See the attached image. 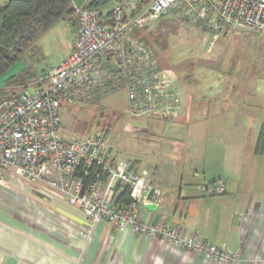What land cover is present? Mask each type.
<instances>
[{"label": "built area", "instance_id": "1", "mask_svg": "<svg viewBox=\"0 0 264 264\" xmlns=\"http://www.w3.org/2000/svg\"><path fill=\"white\" fill-rule=\"evenodd\" d=\"M76 11L79 32L69 56L40 86L19 98L0 100V184L15 175L33 186L43 185L49 192L40 193L92 224L105 221L120 232L159 238L207 261L233 264L236 257L225 246L186 237L174 226L142 223L136 207L161 196L148 171L138 175L127 162L111 168L106 162L111 151L107 136L66 140L60 113L123 91L133 118H178L183 105L176 83L158 69L155 51L139 40L137 31L174 14L192 25L207 26L213 43L239 28L264 34V0H115L108 11ZM116 185L132 186V205H114ZM213 191L220 195L224 187Z\"/></svg>", "mask_w": 264, "mask_h": 264}, {"label": "crops", "instance_id": "2", "mask_svg": "<svg viewBox=\"0 0 264 264\" xmlns=\"http://www.w3.org/2000/svg\"><path fill=\"white\" fill-rule=\"evenodd\" d=\"M7 2L0 0V7ZM187 120L186 114L172 122ZM255 142L244 155L229 154L228 147L223 154L207 152L203 183L183 167L166 174L160 163L145 166L137 154L126 159L111 148L116 165L127 162L138 175L147 170L161 193L159 201L152 198L153 210L136 207L142 223L174 226L186 237L225 246L236 257L233 264H264V156L254 155ZM218 185L224 187L220 195L213 191ZM39 190L49 192L12 174L0 184V264H217L159 238L120 232L105 221L92 224Z\"/></svg>", "mask_w": 264, "mask_h": 264}, {"label": "rangeland", "instance_id": "3", "mask_svg": "<svg viewBox=\"0 0 264 264\" xmlns=\"http://www.w3.org/2000/svg\"><path fill=\"white\" fill-rule=\"evenodd\" d=\"M114 4L112 0L101 10L108 11ZM149 28L146 35L157 49L161 65L171 66L177 76L181 115L185 118L187 114L188 120L150 124L148 119L127 115L117 119L116 112L123 113L126 105L122 91L101 100L99 107L104 109L89 104L62 109L61 133L68 141L83 139L87 136L83 135V127L88 135L95 134L99 122L109 116L104 123L113 125L108 138L118 155L131 159L135 153L145 166L160 163L170 175L183 167L191 177L197 175V183H203L204 155L223 154L220 150L226 147L229 154L244 155L264 121V34L239 28L213 43L207 26L178 20L174 14ZM75 38L70 25L59 20L38 40L36 57L16 62L0 76V90H6L7 80L20 75L27 66L38 74L57 68L67 58ZM99 110H104L105 119ZM175 155L178 164L173 161Z\"/></svg>", "mask_w": 264, "mask_h": 264}, {"label": "trees", "instance_id": "4", "mask_svg": "<svg viewBox=\"0 0 264 264\" xmlns=\"http://www.w3.org/2000/svg\"><path fill=\"white\" fill-rule=\"evenodd\" d=\"M111 1L112 0H87L82 8L101 10L102 7L106 6ZM59 20H64L65 22H67L73 29V32L78 35V16L72 0H8L7 3L1 6L0 76L5 74L16 62L36 57L39 53V47L37 45L38 40L43 34L52 29ZM149 26L144 29L138 30L137 36L143 44L147 45L148 47L153 49V51H155L158 59V69L168 74L169 78L177 83L178 79L176 74L172 71V67L167 65L166 63L164 64L166 67L161 65L157 49L148 41L146 33L148 30H151ZM226 35L227 34H225V36ZM29 52L30 54L32 53V55H29ZM48 74L49 73L45 74V71L40 74L35 73L32 68L27 66L20 75L11 77L9 80H7V89L3 91L0 90V100L19 98V96L27 89L40 86L45 80L46 75ZM103 99H98L97 101H93L88 104L96 106L99 109H104L99 107L100 102ZM99 113H101L100 116L102 120L105 119L102 115L104 113V110H99ZM115 115H117V119L120 120L125 115L131 117L127 111V97L124 112H116ZM108 117L109 116H107L106 119H108ZM106 119L104 121H106ZM133 119H148L162 122L170 121V119L168 118ZM177 119L178 118L171 121H175ZM104 121H101V123L99 122L95 134L88 135L86 128L83 127V135L87 136L83 137V139H77L75 141L80 142L94 135H104L109 137L110 132L113 130V125H108L104 123ZM254 155L264 156V121L261 124L258 136L256 138ZM106 162L109 163V166L111 168L116 167L115 159L112 158V148L109 158ZM131 168L137 172L136 168ZM104 180H107L106 172L103 177V181ZM131 189V185H116L115 191L117 192V195L114 199V205L118 207H127L132 205L133 201L130 197Z\"/></svg>", "mask_w": 264, "mask_h": 264}, {"label": "water", "instance_id": "5", "mask_svg": "<svg viewBox=\"0 0 264 264\" xmlns=\"http://www.w3.org/2000/svg\"><path fill=\"white\" fill-rule=\"evenodd\" d=\"M73 1V5L75 7V9H79L82 8L83 5L86 3L87 0H72ZM155 207L154 204H148L146 205V208L149 210H153Z\"/></svg>", "mask_w": 264, "mask_h": 264}]
</instances>
